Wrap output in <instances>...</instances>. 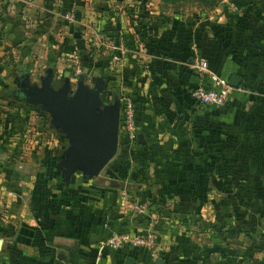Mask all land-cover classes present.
<instances>
[{
	"label": "crops",
	"instance_id": "crops-1",
	"mask_svg": "<svg viewBox=\"0 0 264 264\" xmlns=\"http://www.w3.org/2000/svg\"><path fill=\"white\" fill-rule=\"evenodd\" d=\"M129 1L91 0L92 18L68 20L69 10L50 8V0H0L2 48L32 52L39 37L47 39L40 84L45 76L55 89L68 81L72 93L79 79L88 87L102 79L106 102H120V120L121 97L132 98L137 110L135 140L120 121L117 152L107 165L93 176L76 169L66 179L59 162L69 141L58 128L49 131L50 113L24 103L46 116L40 139L27 119L32 115L14 104L0 108V152H8L0 162V196L8 200L0 205L1 256L8 254L10 264H125L128 256L134 264H264V23L233 8L193 16L132 11ZM34 6L33 28L26 30V11ZM51 17L66 30L59 37L48 28ZM28 31L31 39L23 43ZM119 36L123 55L106 46L117 45ZM74 51L83 65L76 78L67 69ZM79 53L91 61L82 64ZM197 57L227 81L241 78L238 87L230 85L225 106L194 102ZM19 77L5 87L15 100L23 97ZM40 84L26 80L25 86ZM51 157L60 169L43 171ZM145 202L144 214L132 210L131 203ZM198 224L208 233L196 234L191 226ZM149 230L157 233L153 251L99 248L112 231ZM6 240L11 245L4 251Z\"/></svg>",
	"mask_w": 264,
	"mask_h": 264
},
{
	"label": "water",
	"instance_id": "water-1",
	"mask_svg": "<svg viewBox=\"0 0 264 264\" xmlns=\"http://www.w3.org/2000/svg\"><path fill=\"white\" fill-rule=\"evenodd\" d=\"M241 78L232 74L229 85L238 87ZM68 81L55 89L50 76L41 79L38 85H19L26 103L38 105L49 112L52 123L69 141L64 151V158L59 166L68 179L76 170L82 169L88 176L97 174L116 154L120 129V102L114 99L107 103L102 98L104 86L102 79L94 80L93 87H88L79 79L71 93ZM139 141L143 135L138 134ZM133 257H126L125 264H134Z\"/></svg>",
	"mask_w": 264,
	"mask_h": 264
},
{
	"label": "rangeland",
	"instance_id": "rangeland-1",
	"mask_svg": "<svg viewBox=\"0 0 264 264\" xmlns=\"http://www.w3.org/2000/svg\"><path fill=\"white\" fill-rule=\"evenodd\" d=\"M1 1L7 2V0H1ZM81 1H82V9H80V12L82 14L81 16L84 17L85 19H87V18L90 19V17L92 18L91 0H81ZM115 1L120 2L121 0H115ZM216 2L217 3H215V4H210V3H207V2L202 1V0H131V1L125 2V3L127 6L131 4L130 8L132 11H134V10L139 11V10L154 9L155 8V9H158V10L164 11V12H174V13H178V14H188V15H193V16L194 15L195 16H197V15L207 16L208 13L210 11L215 10V8H219V11H222V12H225V11L230 12L233 8V9H237V13H242V11L244 12L243 9H245V8L240 9L239 7H236L233 4L232 0H217ZM50 4H51L50 8L53 7V8L57 9L59 7V5L62 7V10L64 8L63 0H60V1L59 0H50ZM107 4L108 3H106V5ZM247 5H249V3ZM250 6H251V9L249 10V12L251 14H248V16L252 15V16H254V18L258 17L261 22H264V0H262L260 2H253L250 4ZM71 7L72 8H70L69 11H73V9H76V5L74 3H72ZM36 9H37V7L34 6L33 8H28L27 11L25 10L27 13V16H29V17L26 20L25 27H23L24 29L28 30L27 26L29 29L33 28V26H31L32 19H33L32 16H33V14L36 13ZM235 17L236 16H234V19H235ZM136 19H137V17H136ZM59 22H58L59 23L58 24L54 17H51V20L49 22L50 27H48V28H49V30L52 31V33H55V36L57 35L56 37H59L58 32L64 33V31H66L64 26L61 25V24H63L62 21H59ZM85 32L89 35V32H87V31H85ZM67 33L70 34V31ZM27 37H30L29 39H31L30 31L26 32V37L22 40L23 43H27V41L29 40ZM39 38H40L39 44L36 45L37 49L35 48L36 47L35 46L32 52L28 51V49H25V46L22 48H20V47L15 48V50L12 51L9 49L2 48L5 45L4 43L0 45V77H1L0 78V85L2 86V88L0 89V108L14 104V105H18L19 109H23V113L26 111L27 114L32 115L31 117H33V118L28 116L27 119H28L29 123L31 125H33V129H34L33 131L35 133H37L38 135H41L40 139H42V131H40L39 128H42L40 126V123H42V121L47 123V121L44 120L45 119L44 117H46V116L44 115V117H41V115H39V113H41L42 111L40 109L38 110L37 109L38 107L37 108L34 107L33 111H32V109H30V107L27 109L26 106L24 105V103H26V101L25 100H24L25 102L23 101V99H24L23 97H22V99L18 98L15 100L13 97H11V95H9L10 92L7 94L8 86L10 85L12 87V85H13V87H14V85H15L14 79L17 76H24L27 80H30V81L36 80V83L38 85L40 84L39 77L42 76L44 74L45 69L48 68L47 67L48 61L46 60L45 56L49 50L46 46L47 39L44 38V40H43V37H39ZM51 39H53V38H51ZM108 40L110 43H112L111 42L112 39H108ZM5 42H6V40H5ZM52 43L53 42H51V44ZM42 45H43V47H42ZM43 54L45 56H43ZM39 55L41 57L43 56L42 58H40V60L38 58ZM115 61H117V60H115ZM51 62L53 63V59L51 60ZM54 64H52V65H54ZM67 69H68L69 73L71 75H73L72 78L77 77V76L75 77V75H74L73 66H70ZM68 80H70V77ZM5 87H7V88H5ZM16 101L18 104L16 103ZM11 102H13V103H11ZM21 117L22 116L19 115L20 119H21ZM39 120L41 122H39ZM48 120H50V122L52 123L51 119L48 118ZM50 128L51 129H49V131L52 130L53 132H55L54 130L56 129V127L53 126V124H51ZM52 134H50V135L52 136ZM6 154H8L7 151H4V149L1 150L0 162H1L2 156H5ZM19 165H21V164H19ZM19 165H18L17 169H20ZM23 168L27 169V167H25V165H24V167H22V169ZM29 169L33 170L34 168H28V170ZM6 197L2 198L0 196V205L7 200ZM202 211H203L205 216L208 215L206 208H203ZM190 214L191 213H188V215H190ZM197 220H199V219L197 218ZM200 226L201 225L198 224V225H194L191 227H193L196 230L195 231V232H197L196 234L208 233V231L204 230ZM203 226H205V225H203ZM4 229L6 230V232L9 231L8 230L9 228L4 227ZM174 229H175V227H174ZM180 229H182V231H190V230H187L185 225ZM210 234H212V236H215V238H217V236L219 235L218 233H216L217 235H213L214 234L213 230H212V232L210 231ZM10 245H11V243L9 241L7 242V240H6L5 242L2 243V249L3 250L5 249L4 251L10 250ZM13 260L16 261L15 258ZM10 261H11V259L8 257V254L5 253L4 257H2L0 254V264H10ZM22 263H23V261H22Z\"/></svg>",
	"mask_w": 264,
	"mask_h": 264
},
{
	"label": "built area",
	"instance_id": "built-area-1",
	"mask_svg": "<svg viewBox=\"0 0 264 264\" xmlns=\"http://www.w3.org/2000/svg\"><path fill=\"white\" fill-rule=\"evenodd\" d=\"M68 20L74 19V12L68 11L66 15ZM106 46L111 47L115 51H119L123 55L126 51L124 38L119 36L117 45L114 43ZM69 63L73 66L74 75L78 76L81 71V63L79 57L74 51L70 55ZM193 67L197 70L201 82L191 90V96L198 106L220 108L225 106L230 101V94L232 87L224 77L213 73L207 66V61L203 58L197 57L193 60ZM122 107V125L124 127L125 135L129 141L136 139L135 128V104L132 98L128 96L121 97ZM21 168V165H19ZM132 210L137 214H144L147 208L145 203H131ZM157 233L154 230L131 232V231H112L106 240L99 243V248L107 251H121L125 249H134L143 247L149 251L155 249V242Z\"/></svg>",
	"mask_w": 264,
	"mask_h": 264
},
{
	"label": "trees",
	"instance_id": "trees-1",
	"mask_svg": "<svg viewBox=\"0 0 264 264\" xmlns=\"http://www.w3.org/2000/svg\"><path fill=\"white\" fill-rule=\"evenodd\" d=\"M202 1H205L207 3H210V4H215L217 3L216 1L217 0H202ZM262 0H232L233 4L236 6V7H239L240 9H243L244 12L242 11V13H246V14H251L249 12V10L251 9V6L250 4L253 3V2H260ZM72 3H74L76 5V9H73L74 11V19L75 20H80L82 18L81 16V12H80V9H82V1L81 0H63V4H64V8H63V11H68L70 10V8H72ZM249 3V5H247ZM102 15H105L108 13V11H102ZM106 16V15H105ZM133 20V19H132ZM135 20V19H134ZM137 22V19L135 20ZM134 22V21H131V23ZM264 23V22H263ZM134 23H132V25H134ZM73 27V25H70ZM135 26H138V22ZM79 56H80V59L82 61V64L84 63V61L88 62L91 61L90 58H88L87 56H84L83 54L79 53ZM83 67V65H82ZM83 74V73H82ZM104 80H105V77H102ZM102 98L103 100L106 102V98L104 97L103 93H102ZM112 102V101H111ZM137 111V110H136ZM135 111V112H136ZM122 122V120H121ZM57 160H58V157H51V158H48L46 159L43 163H42V167H45L46 169H43L44 170H47V168H50V169H60L56 164H57ZM45 173H39V176H40V180H41V177L44 176ZM201 185V184H200ZM199 197H201L202 195H198ZM185 216V217H188V213H183V212H180V211H174V216L176 217H181V216ZM217 230L218 228L215 227Z\"/></svg>",
	"mask_w": 264,
	"mask_h": 264
},
{
	"label": "flooded vegetation",
	"instance_id": "flooded-vegetation-1",
	"mask_svg": "<svg viewBox=\"0 0 264 264\" xmlns=\"http://www.w3.org/2000/svg\"><path fill=\"white\" fill-rule=\"evenodd\" d=\"M18 80H19L18 83H20V84H22V85H25L27 79H26L24 76H21V77L18 78ZM16 94L18 95L17 92H16Z\"/></svg>",
	"mask_w": 264,
	"mask_h": 264
}]
</instances>
